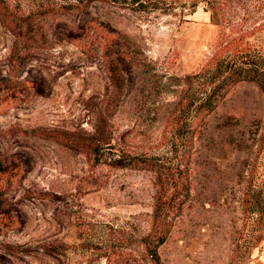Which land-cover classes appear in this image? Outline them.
<instances>
[{"label": "rangeland", "instance_id": "obj_1", "mask_svg": "<svg viewBox=\"0 0 264 264\" xmlns=\"http://www.w3.org/2000/svg\"><path fill=\"white\" fill-rule=\"evenodd\" d=\"M107 47L131 67L119 84ZM245 54L264 64V0H0V76L22 81L0 86V155L15 162L0 173V264H151L156 173L98 163L93 146L176 160L195 108ZM189 176L161 264H264L257 83L206 118Z\"/></svg>", "mask_w": 264, "mask_h": 264}, {"label": "trees", "instance_id": "obj_2", "mask_svg": "<svg viewBox=\"0 0 264 264\" xmlns=\"http://www.w3.org/2000/svg\"><path fill=\"white\" fill-rule=\"evenodd\" d=\"M105 54L109 56L107 60L109 71L115 82L118 83L120 76L126 70L131 69V67L129 69L126 67L128 64L125 53L121 51L117 55H113L107 47ZM232 61L229 68L228 66L226 67L225 72H228L221 84L211 91L203 102L195 108V114L192 117L193 121L184 130V144L178 156H176V160H171L168 164L167 162L160 163L155 158L137 157L127 154L117 149L114 145L105 147L100 143H95L93 146L98 163L109 164L119 168L146 169L156 173L158 190L154 205L152 232L143 239L145 252L149 256L151 264L162 263L159 249L167 241L175 219L180 215L184 204L190 197L191 152L194 147V138L199 128L226 97L232 86L243 81H249L257 83L264 91L263 62L250 58L248 54L242 56L241 61L235 59ZM219 67L221 68V65ZM17 72H19V69H15L14 74L5 77L0 76V86L8 88L20 87L22 81L17 79ZM218 88H220V91H217ZM14 164L15 162L10 160L9 157L0 155V173L9 171ZM2 196L3 194L0 192V212L8 213L9 208L4 204Z\"/></svg>", "mask_w": 264, "mask_h": 264}, {"label": "built area", "instance_id": "obj_3", "mask_svg": "<svg viewBox=\"0 0 264 264\" xmlns=\"http://www.w3.org/2000/svg\"><path fill=\"white\" fill-rule=\"evenodd\" d=\"M262 249H263V251H264V244L262 245Z\"/></svg>", "mask_w": 264, "mask_h": 264}]
</instances>
